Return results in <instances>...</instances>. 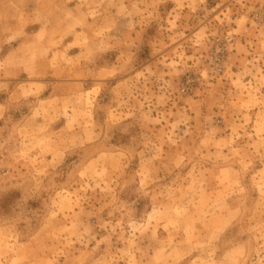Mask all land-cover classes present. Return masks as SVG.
<instances>
[{
    "label": "rangeland",
    "instance_id": "obj_1",
    "mask_svg": "<svg viewBox=\"0 0 264 264\" xmlns=\"http://www.w3.org/2000/svg\"><path fill=\"white\" fill-rule=\"evenodd\" d=\"M0 264H264V0H0Z\"/></svg>",
    "mask_w": 264,
    "mask_h": 264
},
{
    "label": "crops",
    "instance_id": "obj_2",
    "mask_svg": "<svg viewBox=\"0 0 264 264\" xmlns=\"http://www.w3.org/2000/svg\"><path fill=\"white\" fill-rule=\"evenodd\" d=\"M23 52V50L19 47V46H16L13 51H11L10 53V56L11 58L13 56H21L19 52ZM43 60V62H45L44 64H38V66H36V68L34 70H31V69H28L26 68V64L25 63H22V66H14L16 65L15 63L12 64L11 68L9 69L10 70V76L13 77V78H18L20 75L24 74L26 75L24 78H22V80L20 81H23L22 84H27V80L28 78L26 77H30L31 75L35 74L34 76H39V75H44V79L42 80L43 83H48L50 84V86L52 85V87L54 88V93L57 94V95H60V93L57 91V86H63V85H67V84H71V83H74L76 81H72L70 82L71 80L69 78H66V77H62L60 76L59 74H57V70L54 69V68H51V72L48 74L50 76H52L53 78L52 79H46V71L48 70V67H47V63L49 62V59L48 58H44V59H41ZM37 63H41L40 61H37ZM116 62L114 61L112 63V65L108 66L107 68H100L97 72V74L95 75L96 78H108L110 76L113 75V72L114 70L117 69V66L118 65H115ZM102 72H106V74H103ZM44 73V74H43ZM21 78V77H19ZM19 87L20 89H16L14 88V90H12L11 92V95L12 94H15L17 97H21V98H24L26 97L24 91H25V88L24 87H21V86H17ZM16 89V90H15ZM63 93V92H62ZM61 128H56V132H58ZM49 161H54V159H50Z\"/></svg>",
    "mask_w": 264,
    "mask_h": 264
},
{
    "label": "built area",
    "instance_id": "obj_3",
    "mask_svg": "<svg viewBox=\"0 0 264 264\" xmlns=\"http://www.w3.org/2000/svg\"><path fill=\"white\" fill-rule=\"evenodd\" d=\"M220 57H221V56H219V57L217 58L218 61L221 60ZM217 68H218V70H221V69H222V61H220V63L217 64ZM181 90H182L183 92H188V91L192 90V84H191V81H190L189 76H187L186 79L184 80V82H183V84H182V88H181Z\"/></svg>",
    "mask_w": 264,
    "mask_h": 264
}]
</instances>
